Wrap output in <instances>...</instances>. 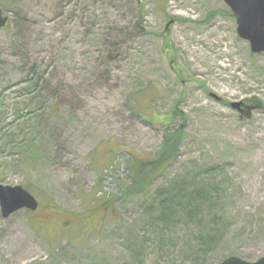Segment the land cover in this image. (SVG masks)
<instances>
[{
  "label": "rangeland",
  "instance_id": "1",
  "mask_svg": "<svg viewBox=\"0 0 264 264\" xmlns=\"http://www.w3.org/2000/svg\"><path fill=\"white\" fill-rule=\"evenodd\" d=\"M9 1L10 10L0 6L9 21L0 30V184L27 189L40 207L0 215V264L263 258L264 53L238 38L226 5ZM31 73L41 78L33 86ZM238 102L243 113L230 107ZM175 107L182 120L171 116ZM177 130L179 155L149 202L119 200L77 222L93 192L98 203L120 193L129 157L150 159ZM11 133L18 144L7 145ZM176 184L203 200L172 198ZM166 196L183 200L167 226L157 206Z\"/></svg>",
  "mask_w": 264,
  "mask_h": 264
},
{
  "label": "trees",
  "instance_id": "2",
  "mask_svg": "<svg viewBox=\"0 0 264 264\" xmlns=\"http://www.w3.org/2000/svg\"><path fill=\"white\" fill-rule=\"evenodd\" d=\"M0 6L5 11L10 10L11 7H13V5H11V2L9 0H0ZM8 28H9V23L4 30L7 31ZM33 69H34V67L30 68L31 71H33ZM31 74H32L31 75L32 79L28 80L27 83L29 85L33 86V85H36V83L40 82L41 78L35 77L36 76L35 73H31ZM134 99L135 98H133V101L135 102ZM149 109L152 111V113L155 110L153 105H151L149 107ZM171 116L173 118H177L179 120H182V117L177 112L176 107L172 111ZM22 118L23 117H21L19 119L17 118V119L20 120ZM179 132H180L179 130L174 131V132H165L163 137H162V142H161L160 148L154 154V156H152L150 159H140V158L135 157V156H133V157L131 156V158L129 157L127 159V162H126V171H127L128 179H129L128 183L121 188L120 193L118 195L108 196V197L102 199L99 203L97 202L98 201L97 198H99V197L96 196L99 192L98 191H96L95 193L93 192V197L91 200L92 206L86 208L82 214L75 215L78 217L77 222L79 221V223H84V219L86 221L87 218H89V217H93L94 215H96L98 213H103V212L107 211L108 208L113 207L115 202H117L119 200H131V199L137 198L140 200H145L144 202H149V200L153 196L152 191H151V186L154 184V182L157 180V178L162 173V171H163L162 169L167 167V166H170L176 160L177 156L179 155V148H180V144H181V140H182ZM6 137H7V140H6L7 145L12 146V145H14V143H16L15 142V135L13 133H11L10 135H8ZM16 144H18V143H16ZM15 148H17V147H15ZM114 157L116 159L115 155H114ZM114 157L112 158L113 160L111 161L110 164H112L114 162ZM171 190H173L172 198L181 194L184 197V199L188 200V202H187L188 205H190V203H189L190 200H193V201L200 200L202 198V195H203V194L201 196L199 195V198H190V195L188 194L185 198V193H180L181 191L184 190L183 184L173 185ZM157 195H160V193L157 192L156 196ZM172 198L171 197H169V198L163 197L162 199L161 198L158 199L157 206H158V209L160 210V219L162 220L163 224L166 226H167V221H166L167 213L172 211V209H174V210L178 209L177 205L179 204V202L180 201L183 202V200H181V199H179L178 201L177 200L174 201ZM201 200H203V199H201ZM191 205H193V203H191ZM151 206H152V204H151ZM39 207H40V204H39ZM52 209L56 210L53 207H52ZM57 215H58V217H61L59 215V213H57ZM42 218L45 219V221L48 220L47 217H42ZM100 220H101V218H100ZM71 223H72V221L70 218L62 221L61 226H62V230H63L64 234L66 232H68L66 235L69 234V232H70L69 229L71 227ZM81 226H82V224H81ZM79 231H81V228ZM66 235L65 236L63 235V236L66 238ZM63 236H62V238H63ZM67 239H68V237H67ZM68 241L70 243L69 239H68Z\"/></svg>",
  "mask_w": 264,
  "mask_h": 264
},
{
  "label": "water",
  "instance_id": "3",
  "mask_svg": "<svg viewBox=\"0 0 264 264\" xmlns=\"http://www.w3.org/2000/svg\"><path fill=\"white\" fill-rule=\"evenodd\" d=\"M231 12L236 22V34L239 39L249 44L250 53L260 55L264 53V0H221ZM8 18L0 8V30L4 29ZM170 21L167 25L171 24ZM232 110L243 113V104L232 103ZM38 202L34 196L21 186L9 187L0 185V214L7 219L13 214L25 210L34 212ZM221 264H264V257L254 263L242 261L236 257H229Z\"/></svg>",
  "mask_w": 264,
  "mask_h": 264
}]
</instances>
